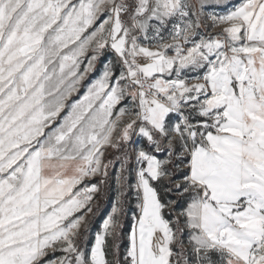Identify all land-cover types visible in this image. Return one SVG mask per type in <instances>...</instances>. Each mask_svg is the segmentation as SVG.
I'll return each instance as SVG.
<instances>
[{"label": "snow or ice", "instance_id": "snow-or-ice-1", "mask_svg": "<svg viewBox=\"0 0 264 264\" xmlns=\"http://www.w3.org/2000/svg\"><path fill=\"white\" fill-rule=\"evenodd\" d=\"M225 3L0 0V264H264V0Z\"/></svg>", "mask_w": 264, "mask_h": 264}, {"label": "rangeland", "instance_id": "rangeland-1", "mask_svg": "<svg viewBox=\"0 0 264 264\" xmlns=\"http://www.w3.org/2000/svg\"><path fill=\"white\" fill-rule=\"evenodd\" d=\"M243 0H228L222 7L215 9L217 12H227L229 11L232 7L234 6H239ZM210 23V21L208 22ZM203 31V29L201 30ZM116 155L118 153H115L114 150L109 149L108 152L106 153V158L107 159H112L115 160ZM115 168H109V180L107 183V186L101 185V194L99 198L95 201L94 208L96 210L95 216H90L89 221H90V231L88 234V246L89 249L91 247V243L94 241L95 233L100 231L101 224L103 222V219L106 218V216L110 213L111 211V206L113 202L116 199L117 196V185L114 180V174H115ZM100 177H91V178H86L85 181L83 182L85 185L86 184H91V183H99ZM81 187V186H77ZM130 215L128 218L123 219V236L120 241L121 244V251L124 250V247L127 244V232L130 230ZM111 259V257H109Z\"/></svg>", "mask_w": 264, "mask_h": 264}, {"label": "crops", "instance_id": "crops-1", "mask_svg": "<svg viewBox=\"0 0 264 264\" xmlns=\"http://www.w3.org/2000/svg\"><path fill=\"white\" fill-rule=\"evenodd\" d=\"M227 1H228V0H226V2H227ZM99 69H100V64L97 65V71H95V72H93V73H91V74L89 75L88 80L86 81L87 83L93 82V81H95L96 79L99 78V74H100V73H99ZM189 75H192V74H189ZM84 91H85V89H81V91H80L79 94H74V97H76V98H80V97H82ZM62 115H63V113H62Z\"/></svg>", "mask_w": 264, "mask_h": 264}]
</instances>
